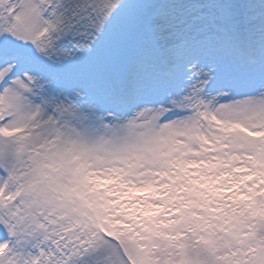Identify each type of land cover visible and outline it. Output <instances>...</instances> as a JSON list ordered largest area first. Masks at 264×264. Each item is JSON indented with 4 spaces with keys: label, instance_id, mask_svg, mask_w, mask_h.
<instances>
[{
    "label": "snow or ice",
    "instance_id": "6c2138e0",
    "mask_svg": "<svg viewBox=\"0 0 264 264\" xmlns=\"http://www.w3.org/2000/svg\"><path fill=\"white\" fill-rule=\"evenodd\" d=\"M0 264H264V0H0Z\"/></svg>",
    "mask_w": 264,
    "mask_h": 264
}]
</instances>
